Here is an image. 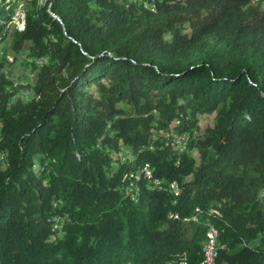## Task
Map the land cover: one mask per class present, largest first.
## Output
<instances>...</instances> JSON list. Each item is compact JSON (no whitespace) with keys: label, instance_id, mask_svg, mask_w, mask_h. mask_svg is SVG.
<instances>
[{"label":"trees","instance_id":"16d2710c","mask_svg":"<svg viewBox=\"0 0 264 264\" xmlns=\"http://www.w3.org/2000/svg\"><path fill=\"white\" fill-rule=\"evenodd\" d=\"M210 226L264 264V0H0V264H203Z\"/></svg>","mask_w":264,"mask_h":264},{"label":"bare ground","instance_id":"6f19581e","mask_svg":"<svg viewBox=\"0 0 264 264\" xmlns=\"http://www.w3.org/2000/svg\"><path fill=\"white\" fill-rule=\"evenodd\" d=\"M40 64H43V62H39ZM28 94H31L30 92H25L23 93V98L25 100H27L28 98H26L28 96ZM187 137H184V141H179V140H176L177 144H186L187 143ZM4 162V160H3ZM145 176L147 178H151L152 175H151V172L148 171V174H146V170H145ZM155 184H159L158 181H155ZM173 192H175L177 194L178 192V186L176 184H173L171 186ZM191 222H194V223H198L199 220L197 217L191 219ZM208 231H207V235H206V241L204 243V261H203V264H215V260L211 259V253L212 252H217V248H218V236H219V232L218 230L213 227V226H210L208 227ZM217 231V232H216ZM218 255V254H217ZM184 264V263H182Z\"/></svg>","mask_w":264,"mask_h":264},{"label":"rangeland","instance_id":"374dc122","mask_svg":"<svg viewBox=\"0 0 264 264\" xmlns=\"http://www.w3.org/2000/svg\"><path fill=\"white\" fill-rule=\"evenodd\" d=\"M44 1V0H43ZM18 22L19 19H16ZM19 25L21 26V22H19ZM13 75L15 78H25V80L33 82L36 78V73H33L30 68L24 67L20 62L16 63L13 67ZM213 122V116L203 115L200 117V124L202 129L207 127L208 125H212Z\"/></svg>","mask_w":264,"mask_h":264},{"label":"built area","instance_id":"2783aa9c","mask_svg":"<svg viewBox=\"0 0 264 264\" xmlns=\"http://www.w3.org/2000/svg\"><path fill=\"white\" fill-rule=\"evenodd\" d=\"M19 20H22V19H19ZM31 96L32 94H28L26 98L29 99ZM167 135L173 138L174 140H179V141H184V137H186V135H175V134H167ZM148 171H151V169H149L148 166H146V174H148ZM218 240H219V236H218ZM218 258L219 257L217 256V252L211 253V259L215 260V264H218ZM187 261H188V257L186 260V264H187Z\"/></svg>","mask_w":264,"mask_h":264}]
</instances>
